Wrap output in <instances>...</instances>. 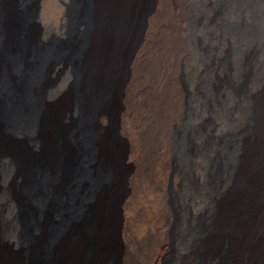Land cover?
<instances>
[{"label":"bare ground","instance_id":"bare-ground-1","mask_svg":"<svg viewBox=\"0 0 264 264\" xmlns=\"http://www.w3.org/2000/svg\"><path fill=\"white\" fill-rule=\"evenodd\" d=\"M89 1L76 27L85 26L82 112L106 93L99 121L89 120L95 166L82 152L86 121L67 130L71 104L56 100L54 84L38 88L41 72L26 63L27 56L50 62L40 39L8 61L0 54V264H41L46 247L44 264H264V56L254 66L264 0ZM18 6L0 0L5 31ZM211 17L226 21L221 38L230 49L216 58L220 76L209 96L199 91ZM12 72L19 75L7 97ZM188 124L207 127L217 144L210 154L199 146L193 153L186 140L184 161L195 165L181 175L175 146ZM205 136L197 132V145ZM21 137L39 153L33 160L13 146ZM83 163L101 172L95 185L90 173L73 183ZM17 182L30 193L25 237L26 206L7 188Z\"/></svg>","mask_w":264,"mask_h":264},{"label":"rangeland","instance_id":"rangeland-1","mask_svg":"<svg viewBox=\"0 0 264 264\" xmlns=\"http://www.w3.org/2000/svg\"><path fill=\"white\" fill-rule=\"evenodd\" d=\"M18 14L19 18L12 19L9 21V26L6 25V31L2 29V24L0 25V32L6 33L5 38L2 42H0V54H2V58L4 60H10L15 57L22 51L25 47H28L29 41H31L32 37L38 38L39 42H42V51L44 48L48 51V57L50 62L48 64L43 63V61L37 59L26 57V63L31 67H37L38 72H41L38 75L36 81L38 82V88L43 86H47L48 84H54L55 88L60 92V97L57 98V101L64 100L71 104V115L70 120L67 122L66 126L67 130L80 127L83 120L86 121L87 126L84 131V147H83V156L85 158H90L91 166L94 165V156L92 154L93 146L89 145L86 141L87 139L93 135V131L91 128L89 129V120L94 115V120H92V125L99 121L97 117V110L99 107V103L101 102L100 98H105L106 93L104 91H99L97 94H94L91 100V104L89 109L85 113H83V101L82 96L79 91V77H80V48L82 45V36L85 31L84 27H76L79 21L81 23L86 22L87 20V12L89 11V0H45L41 3V0H18ZM214 10L220 6L213 5ZM85 14V15H84ZM211 17L210 25L212 31L209 33L208 42H205L204 53L209 58L210 64L205 69V72L202 74L201 83H200V93L203 95H212L214 93V89L216 88V83L220 76V68L219 63L216 60L224 58L226 56L225 51L229 45L226 44V40L221 38L222 30L227 25L226 21L217 20V18ZM78 19V20H77ZM199 19V20H198ZM195 21V24L201 23V18H198ZM11 20V19H10ZM83 20V21H82ZM148 22V21H147ZM224 25V26H223ZM38 34V35H37ZM200 36V35H199ZM35 39V38H34ZM80 39V40H79ZM199 41V37L197 39ZM73 42V43H72ZM202 42V41H200ZM28 43V44H27ZM74 48V49H73ZM258 57L255 59V67L257 64H262V56H264V43L263 46H259ZM12 51V53L10 52ZM69 51V52H68ZM44 52V51H43ZM74 55H73V54ZM77 55H76V54ZM9 54H16L14 56H9ZM72 54V55H71ZM248 53H245L247 57ZM260 54V56H259ZM263 54V55H262ZM38 58V54L36 55ZM77 57V58H76ZM60 58V59H59ZM67 58V59H66ZM29 60V61H28ZM36 60V61H35ZM59 60H65V66L60 68L59 76H54L52 73L54 68H57ZM78 60V61H77ZM30 62V63H29ZM34 62V63H33ZM53 63V64H52ZM51 64V65H50ZM80 64V65H79ZM35 65V66H34ZM53 65V66H52ZM62 70V71H61ZM64 70V71H63ZM47 72V73H46ZM50 72V74H49ZM18 75L16 72H12V78L8 81L6 96L10 97L12 91L14 89L13 83L18 80ZM254 76H257V72L253 73ZM36 82V83H37ZM79 109H78V108ZM78 109V110H77ZM82 109V110H81ZM77 110V111H76ZM83 111V112H82ZM77 112V113H76ZM80 124V125H79ZM91 124V123H90ZM205 130L207 131V127H201L198 131L192 125L187 127H183L179 130L177 134V146H175V158L179 160V172L181 175H185L186 173L193 172L194 160L189 162L184 161L183 157V145L188 140L192 144V152L196 153L198 146L202 148V151L208 149L207 154H210L211 149H215V145L217 141L215 138L211 136L208 132L205 134ZM197 132L200 133L201 136H205V145L199 144L197 145ZM26 138H17L12 142L13 146L28 154V157L33 160L36 155L39 153L35 148L31 146L30 141ZM233 147L234 141L231 143L228 142V149ZM229 157V151H228ZM29 159V160H30ZM94 161V162H93ZM55 167L53 169L54 173H57L58 170V159L55 158ZM148 168H144V171ZM51 170L49 173L48 180L54 178V173ZM92 176V185L98 183L97 180L103 178L101 172L95 169V173L92 174L90 166L83 165L79 169V173L72 178L73 183H76L79 180L84 179L88 174ZM91 185V186H92ZM180 189L185 192V188L180 184ZM8 190L16 193L21 199L22 202L26 206V212L24 214V237L27 236L30 232V218L31 211L29 208V190L23 189L19 186V183H12L7 186ZM61 199L57 197L54 200V208L60 203ZM55 233V228H50L48 241L51 239V235ZM18 254L20 251L16 250ZM49 248L46 247L43 249V256L41 260V264L45 263V260L48 256Z\"/></svg>","mask_w":264,"mask_h":264}]
</instances>
